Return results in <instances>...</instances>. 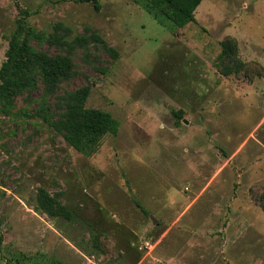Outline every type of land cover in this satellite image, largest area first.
Wrapping results in <instances>:
<instances>
[{
    "label": "rangeland",
    "instance_id": "rangeland-1",
    "mask_svg": "<svg viewBox=\"0 0 264 264\" xmlns=\"http://www.w3.org/2000/svg\"><path fill=\"white\" fill-rule=\"evenodd\" d=\"M98 1L0 0V68L21 9L118 51L79 50L58 94L89 86L120 124L87 157L36 116L42 87L0 114V264H264V0H203L181 29L147 0ZM229 38L245 67L224 76ZM40 188L71 221L37 210Z\"/></svg>",
    "mask_w": 264,
    "mask_h": 264
},
{
    "label": "trees",
    "instance_id": "trees-1",
    "mask_svg": "<svg viewBox=\"0 0 264 264\" xmlns=\"http://www.w3.org/2000/svg\"><path fill=\"white\" fill-rule=\"evenodd\" d=\"M92 2L99 10L98 0H78ZM143 1V0H136ZM203 0H147L148 10H157L176 28H184L196 23L195 11ZM29 11L20 10V17L11 32L6 51V60L0 68V114L10 116L16 107V100L25 93L42 87L43 97L35 111L36 116L47 122L65 142L77 152L90 157L99 151L102 140L106 136H117L119 121L111 113L87 108L86 102L90 96L89 86H83L73 91L58 94L62 83L72 80L77 75L74 56L79 50L90 54V49L101 50L112 59L119 58L118 51L109 46L96 31L86 27L84 33L72 36V31L63 23H56L53 32L36 31L28 25ZM47 43L57 50L51 55L32 45ZM222 51L218 68L224 76L238 75L243 71V64L238 58V46L234 39H226L221 43ZM56 96L55 112H50L48 98ZM178 120L183 112L174 113ZM264 197V196H263ZM264 199V198H263ZM136 204L144 211L139 202ZM37 210L52 218L72 220L71 210L52 196L44 188L37 194ZM264 211V202L262 204ZM2 237L0 235V253L2 252ZM47 264V263H46ZM49 264H56L51 262Z\"/></svg>",
    "mask_w": 264,
    "mask_h": 264
}]
</instances>
